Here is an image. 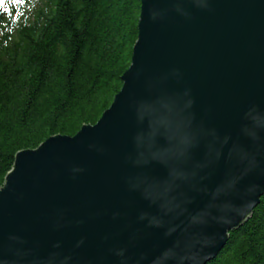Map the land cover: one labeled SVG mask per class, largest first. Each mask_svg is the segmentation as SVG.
Masks as SVG:
<instances>
[{"label":"water","instance_id":"obj_1","mask_svg":"<svg viewBox=\"0 0 264 264\" xmlns=\"http://www.w3.org/2000/svg\"><path fill=\"white\" fill-rule=\"evenodd\" d=\"M94 125L16 155L0 264H208L264 196V0H141Z\"/></svg>","mask_w":264,"mask_h":264},{"label":"trees","instance_id":"obj_2","mask_svg":"<svg viewBox=\"0 0 264 264\" xmlns=\"http://www.w3.org/2000/svg\"><path fill=\"white\" fill-rule=\"evenodd\" d=\"M141 0L0 4V189L16 155L94 125L121 91ZM208 264H264V196Z\"/></svg>","mask_w":264,"mask_h":264},{"label":"snow or ice","instance_id":"obj_3","mask_svg":"<svg viewBox=\"0 0 264 264\" xmlns=\"http://www.w3.org/2000/svg\"><path fill=\"white\" fill-rule=\"evenodd\" d=\"M6 2V0H0V4H3V3H5ZM23 2V0H12V3H22Z\"/></svg>","mask_w":264,"mask_h":264},{"label":"bare ground","instance_id":"obj_4","mask_svg":"<svg viewBox=\"0 0 264 264\" xmlns=\"http://www.w3.org/2000/svg\"><path fill=\"white\" fill-rule=\"evenodd\" d=\"M141 13V12H140Z\"/></svg>","mask_w":264,"mask_h":264}]
</instances>
